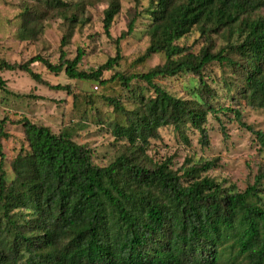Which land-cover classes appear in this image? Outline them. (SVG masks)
<instances>
[{
    "label": "trees",
    "instance_id": "1",
    "mask_svg": "<svg viewBox=\"0 0 264 264\" xmlns=\"http://www.w3.org/2000/svg\"><path fill=\"white\" fill-rule=\"evenodd\" d=\"M41 4L46 10L23 13L21 40L25 33L36 36L53 10L70 26L83 24L77 15L84 0ZM120 8L119 0H109L103 11L107 37ZM263 8L264 0H148L147 6L135 0L126 31L115 41V56L97 70H78L81 49L73 59L66 58V34L60 38L57 63L39 54L21 64L0 61V72L19 70L37 84L64 91L72 96L73 107L80 98L72 86L50 85L31 65L39 63L52 74L63 72L70 80L93 82L105 90L114 84L119 96L129 97L100 96L119 114L112 133L126 145L104 167L93 164L91 150L74 142L69 130L55 134L22 118L27 149L12 160L13 179L7 181L0 141V264H264V207L258 188L264 170L240 192L234 185L201 177L214 162L172 170L170 161L153 164L147 155L149 141L166 127L180 135L192 128L199 133V144L208 147L207 117L220 120L229 114L264 150V133L246 125L240 109L212 105L214 91L202 76L209 65L228 71L232 80L221 77L227 94L240 96L251 109L264 110ZM139 22L148 44L130 66L154 55L164 62L144 73L115 70L123 61L119 44ZM193 33L203 39L198 51L188 44ZM213 36L226 41L216 52L211 50ZM103 71L113 73L103 79ZM183 75L195 80L190 99L174 97L157 83ZM137 83L148 93L137 92ZM0 90L10 94L1 78ZM87 104L93 108L95 99ZM4 124L5 119L0 120V139L7 138Z\"/></svg>",
    "mask_w": 264,
    "mask_h": 264
},
{
    "label": "rangeland",
    "instance_id": "2",
    "mask_svg": "<svg viewBox=\"0 0 264 264\" xmlns=\"http://www.w3.org/2000/svg\"><path fill=\"white\" fill-rule=\"evenodd\" d=\"M62 1L74 4L80 0ZM41 2L42 0H0V61L21 64L39 54L51 63H57L61 49L60 38L66 34L69 36L68 44L63 47L66 58L73 59L76 50L81 49L84 56L78 70L87 73L97 70L109 58L115 56V41L126 31L127 24L134 14L135 5V0H119L121 8L113 20L109 37L104 34L102 24L103 11L108 7L109 0H84L83 9L77 15L83 22L81 26L80 23L70 26L60 16H56L57 12L53 10L41 21L42 30L38 29L36 36L31 37L25 33L21 40L19 34L26 19L23 13L27 9L46 10ZM140 5L147 6L148 0H140ZM67 15H70V12H67ZM259 15L264 17V8ZM144 31V25L139 22L134 33L120 42V55L123 61L120 68L115 70L137 74L163 64V57L154 55L143 63L130 66L144 53L148 44ZM225 42L222 38L213 36L211 50L218 51ZM188 44L192 45L194 51H198L204 45L203 39L195 33L191 35ZM31 67L50 85L70 84L72 92L80 99L78 105L73 107L72 96H68L64 91L52 90L37 84L19 70L0 72V78L5 81L10 91V94H5L0 90V120L5 119L3 128L7 135V138L0 139L5 156L2 169L7 181L13 179L12 160L21 150L27 149L23 128L19 122L22 118L35 125L48 127L55 134L69 130L74 142L91 150L92 162L99 167L108 165L125 150V142L112 133L113 125L120 120V116L100 99L104 92L117 97L122 96L124 101H128V95L119 96L116 93L117 85L111 84L105 90L93 82L70 80L63 72L52 74L39 63ZM112 73L113 71H103L102 78L109 79ZM202 76L207 86L214 91V97L210 100L214 107L240 109L243 122L264 133V110L251 109L244 99L233 93L227 94L222 87V76L232 80L228 71L221 72L217 65H209L202 72ZM194 81L193 78L183 75L168 83L162 80L157 83L163 85L174 97L190 99ZM133 88L137 92L148 93L142 83L135 84ZM232 96L234 99H231ZM93 98L95 104L91 108L87 101ZM219 119L212 115L207 117L205 128L210 143L208 147L199 144V133L192 128H186L182 135L168 127L160 129L158 137L149 141L147 151L149 159L153 164L170 161L172 170L182 166H201L205 162H214L215 166L207 172H201V177L213 179L225 187L234 185L238 191H244L253 185L258 171L264 170V150L260 148L254 135L240 126L231 114L220 115ZM218 121L222 123L224 133ZM258 188L260 202L264 207V181Z\"/></svg>",
    "mask_w": 264,
    "mask_h": 264
}]
</instances>
